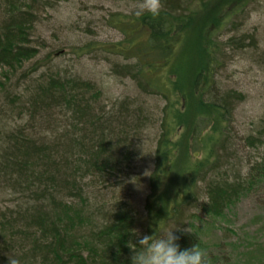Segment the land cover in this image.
Returning a JSON list of instances; mask_svg holds the SVG:
<instances>
[{"label":"trees","instance_id":"trees-1","mask_svg":"<svg viewBox=\"0 0 264 264\" xmlns=\"http://www.w3.org/2000/svg\"><path fill=\"white\" fill-rule=\"evenodd\" d=\"M12 1L7 0L10 20L0 28V72L10 73L36 56L34 50L26 48L30 14ZM161 3V14L156 18L145 14L119 22L125 34L145 33L144 42L134 47L132 36L127 45L118 44L110 51L134 54V64L116 66L118 75L127 74L144 92L167 103L156 168L150 178L149 235H158L164 221L179 215L195 196L200 176L216 172L220 150L228 148L234 111L243 98L232 91L224 93L215 84L225 48L217 34L249 0ZM227 44L242 49L239 47L245 42L231 38ZM27 73L25 77L30 75ZM2 86L5 84L0 81ZM33 86L29 100L11 99L10 105L22 107V116L45 125L53 122L48 116L52 111H60L68 125L62 133L55 132L52 140L30 137L26 127L18 126L2 137L0 174L28 194L33 205L23 213L0 217V251L5 255L21 253V258L35 264H130L132 253L127 242L135 241L136 211L120 200L109 209L101 206L92 211L85 180L104 183L119 178L124 165L133 159L127 136L131 137L132 124L140 112L131 116L120 106L116 111L120 109L126 117L113 113L115 110L105 116L103 109L98 112L101 92L96 84L64 79L61 74L48 75ZM263 141L264 127L259 136L247 139L246 146L259 150ZM262 181L263 150L239 184L215 173L205 187L207 200L202 212L207 217L222 216ZM175 235L180 237L177 243L182 249L198 244L185 232Z\"/></svg>","mask_w":264,"mask_h":264},{"label":"rangeland","instance_id":"rangeland-1","mask_svg":"<svg viewBox=\"0 0 264 264\" xmlns=\"http://www.w3.org/2000/svg\"><path fill=\"white\" fill-rule=\"evenodd\" d=\"M12 2L24 7L32 4V12L37 20L29 27L28 46L36 51V56L13 73L8 70L0 72V81L7 90V93H0V151L3 147L2 137L14 131L17 126L26 127L27 134L33 137L47 140H52L55 132L59 134L65 130L68 120L60 111H52L48 115L53 121L49 120L48 125L42 121H31L28 116L2 113L6 108L5 99L11 90L27 92V89L48 75L61 74L64 79H80L96 84L103 94L102 107L108 110L115 108V102L131 104L134 110L141 108L140 121L132 124L133 130L137 129L139 135L136 137L139 140L130 149L132 161L124 165L125 169L119 173V178L105 183L88 178L85 183L91 197L92 211L96 212L101 206L109 209L115 202L123 201L136 211L135 230L141 236L149 235L150 178L156 168L155 152L162 133V118L167 103L157 95L144 92L127 74L118 75L116 66L134 64V54L126 50L123 54L110 52L116 50L118 44L127 45V40L132 36L134 41L130 44L134 47L145 41V33L125 34L119 25V22H129L133 18L139 0ZM7 8V0H0V22ZM226 26L217 34H220V42L225 48L223 64L216 80L224 93L234 90L244 98L235 108L228 135L229 145L226 150H220V163L216 172L200 176L193 199L177 217L164 221L162 229L176 228L174 234L182 231L197 239L198 245L206 253V264H264V181L226 209L222 216L207 217L202 212L204 190L215 173L237 180L259 160L264 151V147L255 150L246 146L247 139L259 136L264 127V0H249L247 7L232 20H228ZM231 38L243 39L245 45L239 47L242 49L228 47ZM31 68H36V72L25 77ZM6 101L10 105L11 99ZM8 180L0 174V217L4 213H23L29 208V195L14 188V184ZM3 250L7 251V248ZM20 254L5 255L0 251V264H9L13 257L18 264H35L27 257L21 258Z\"/></svg>","mask_w":264,"mask_h":264},{"label":"clouds","instance_id":"clouds-1","mask_svg":"<svg viewBox=\"0 0 264 264\" xmlns=\"http://www.w3.org/2000/svg\"><path fill=\"white\" fill-rule=\"evenodd\" d=\"M161 0H139L134 15L141 17L148 14L156 18L161 14ZM174 229H165L160 235H140L133 230L135 241L129 240L127 247L131 250L130 264H206V253L198 244L190 248H181L177 241L179 236ZM187 231V230H186ZM9 264H18L10 259Z\"/></svg>","mask_w":264,"mask_h":264},{"label":"bare ground","instance_id":"bare-ground-1","mask_svg":"<svg viewBox=\"0 0 264 264\" xmlns=\"http://www.w3.org/2000/svg\"><path fill=\"white\" fill-rule=\"evenodd\" d=\"M34 1V0H33ZM17 7H19V9L20 10H22V12H26L27 14L29 13L30 14V17L28 18L31 22H32V24L34 23H36V16H35V14H33V12H32V4H28V6L27 5H25V7L27 8V9H25V7L23 6V5H20V6H17ZM5 13H4V16H3V18H2V20H1V22H0V28H2V26H3V24L5 23V22H7V21H9L10 20V16H9V14H8V12L5 10L4 11ZM132 17H136L135 15H133ZM27 47H29L28 46V44L26 45V48ZM30 48V47H29ZM32 50H34V49H32ZM35 51V50H34ZM36 52V51H35ZM24 66V65H23ZM22 66V67H23ZM31 71L32 72H36V68H34V69H32L31 68ZM30 73V72H29ZM29 73H27V75L29 74ZM216 86H218L221 90H222V88H221V86H220V84H219V82H218V80H216ZM31 89L32 88H34V86H32V87H30ZM27 89V92H24V93H22V92H17V91H10L9 93H8V96H7V98L5 99V106H6V108H5V106L1 109V111L5 108V110H3L2 111V113H4V115H12V116H15V115H17V114H23V113H19L20 112V110L22 109V107H17V106H14V107H12V105H9L8 103H7V99H15V98H19V99H21V98H23L24 99V101H27V100H29L30 98H31V95L28 93L31 89ZM2 90V91H1ZM4 90H6V86H2V87H0V93L1 92H3ZM223 91V90H222ZM229 91H232V92H235V94H237V95H239L240 96V93H238L237 91H234V90H229ZM6 92H7V90H6ZM18 93H20V94H18ZM242 96V95H241ZM100 98H101V100H100V104H99V110H98V112H101L102 113V109L104 110L103 112H105V116H107L109 113H111L113 110H115L116 111V107H123V108H125V109H128V112H129V114L131 115V116H133V113H136V112H140L141 111V108H139V109H132L131 108V104H127L126 102L124 103V102H115V104H114V106H115V108L114 109H110V110H108L106 107H102L103 105H104V102H103V94H100ZM242 98H244L243 96H242ZM113 106V107H114ZM124 109V110H125ZM118 110H120V109H118ZM116 111V112H114L113 111V113H117V115L118 116H120V117H126L127 115L126 114H124L122 111ZM111 114V116H110V118L111 117H113V115L114 114ZM129 118V117H128ZM233 118H234V115H233ZM137 119V121H140V119H141V116H139L138 118H136ZM0 121H1V117H0ZM136 121V122H137ZM232 122H233V119H232ZM133 133L135 134V136L133 137L132 135H131V137L130 136H127V140H128V143L130 144V146H129V148L130 149H132L133 148V144L134 143H136V141H138L139 139H136V137H139V135H138V130L137 129H135V131L133 130ZM132 133V134H133ZM30 137H32L30 134H28ZM254 137V136H253ZM255 138V137H254ZM159 140V139H158ZM38 141V140H37ZM157 148H158V143H157V147H156V152L155 153H157ZM210 179H213V178H210ZM243 179V175H241L240 177H237V183L239 184L240 182H241V180ZM105 183V182H104ZM207 200V198L205 199H203V202H202V204L205 202ZM33 205V203L31 202V200H29V202H28V206H29V208H31V206ZM204 214V213H203ZM205 215V214H204Z\"/></svg>","mask_w":264,"mask_h":264}]
</instances>
